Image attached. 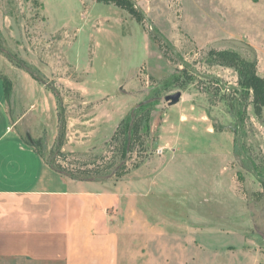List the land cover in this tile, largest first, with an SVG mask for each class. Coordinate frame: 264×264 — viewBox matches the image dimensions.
<instances>
[{"label":"rangeland","instance_id":"374dc122","mask_svg":"<svg viewBox=\"0 0 264 264\" xmlns=\"http://www.w3.org/2000/svg\"><path fill=\"white\" fill-rule=\"evenodd\" d=\"M113 1L0 0V75L22 131L55 161L63 109L56 161L122 191L121 264H264V108L247 87L255 67L264 79V0H131L142 24ZM145 110L146 151L131 155Z\"/></svg>","mask_w":264,"mask_h":264},{"label":"crops","instance_id":"0c3cea01","mask_svg":"<svg viewBox=\"0 0 264 264\" xmlns=\"http://www.w3.org/2000/svg\"><path fill=\"white\" fill-rule=\"evenodd\" d=\"M0 77V118L8 120L0 125V264H121L111 226L121 189L58 173L22 131L24 115L13 113L21 104ZM31 78L26 89L42 97L43 112L47 91Z\"/></svg>","mask_w":264,"mask_h":264},{"label":"trees","instance_id":"16d2710c","mask_svg":"<svg viewBox=\"0 0 264 264\" xmlns=\"http://www.w3.org/2000/svg\"><path fill=\"white\" fill-rule=\"evenodd\" d=\"M111 1V0H110ZM113 3L123 9L128 11L130 14H132L136 21L139 24H142L145 20L144 15L136 8V6L133 4L131 0H114ZM156 40H160L159 36H155ZM161 41V40H160ZM162 45V41L160 42ZM31 76L38 81L40 84V78L38 75H35L34 73H30ZM43 85V84H42ZM247 87L250 89L253 94H254V109L256 115L260 116L262 109L264 108V79L261 78V76L257 73L256 67L254 68L252 74L248 77L247 79ZM149 115V110H145L138 114L131 126V137L129 140V145H128V153L131 155H134L138 152H145V142L143 138V129L145 122L148 118ZM58 118H59V132H58V137L56 141V153L55 157L62 158L64 161L66 158V155L63 153V148L65 145V140H66V133H67V121L63 115V109L58 110ZM118 131H116V135L112 138L113 141L116 140ZM36 145L35 147L38 149L40 154L52 165V167L61 174H67L70 175V178L78 179V180H93V178L99 177L101 172H98V170L94 169H86V170H80L79 172H69L67 168H65L64 164H62L59 161H53L50 162V160L46 157V155L43 153L42 149L39 148L41 145L40 141L35 142ZM113 165V164H111ZM113 166H109L107 169H111ZM125 167V166H124ZM75 174L79 175V178H75ZM262 186H263V192L261 195H264V181H262Z\"/></svg>","mask_w":264,"mask_h":264},{"label":"water","instance_id":"95a60500","mask_svg":"<svg viewBox=\"0 0 264 264\" xmlns=\"http://www.w3.org/2000/svg\"><path fill=\"white\" fill-rule=\"evenodd\" d=\"M181 96V93L178 92L176 94L167 96L166 101L169 102L171 106H174L180 102Z\"/></svg>","mask_w":264,"mask_h":264}]
</instances>
